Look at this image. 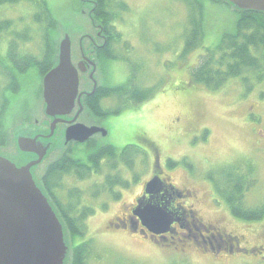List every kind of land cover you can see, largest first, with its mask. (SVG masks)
<instances>
[{
	"label": "rangeland",
	"instance_id": "374dc122",
	"mask_svg": "<svg viewBox=\"0 0 264 264\" xmlns=\"http://www.w3.org/2000/svg\"><path fill=\"white\" fill-rule=\"evenodd\" d=\"M47 2L57 23L49 32L56 55L58 42L64 33H69L74 42L72 58L76 63L80 55V37L88 33L96 37L99 31L89 17L90 10L94 13L97 8L96 1ZM119 2L127 9L120 8ZM202 3L203 41L193 52L184 55L189 10L183 0L112 1L118 15L113 14L111 24L114 27L110 30L120 34V38L112 43L113 46L110 43L112 56L97 50V79L110 88L123 86L128 90L134 85V94L148 88L150 96L137 103L116 95L103 100L102 108L118 110L101 122L108 131L105 140L116 147L119 156L125 150L126 160L119 161V156L114 161L102 159L99 172L91 169L89 175L85 171L78 174L69 170L53 179V199L68 216L75 217L76 225L85 231L83 237H75V244L85 241V246L87 242L90 252L87 264H264V252L232 255L223 251L213 259L211 251L209 254L192 249L185 255L174 253V246L166 248L126 232L108 229L104 233L107 221L140 193L156 166L152 159L155 156L171 183L196 192V198L188 204L194 205L202 222L214 225L218 230L217 238L233 236L238 237L242 247H264V218L250 221L235 217L210 179L229 168L233 171L242 168L240 173L252 171L255 182L245 193V206L255 208L264 203V81H257L250 75L248 85L235 78L218 90L190 81L191 67L198 63L208 47L218 44L225 33L236 29L239 16L226 2L203 0ZM37 12L36 4L28 1L0 5V21L15 22L11 30L18 34L28 30L29 40L23 44L24 50L39 59L46 42V26L35 22ZM102 34L105 35L104 29ZM7 36L8 40L10 35ZM98 40L102 41V37ZM84 43L89 46L88 39L85 38ZM40 79L39 73L32 78L25 75L10 98L3 114L9 131L5 148L8 152L15 148L12 131L16 125L24 124V127L36 121L43 125L47 119ZM8 81L1 79L0 85L5 82L2 88L12 90ZM248 87L252 90L248 91ZM9 96L10 92L0 90V102ZM17 134L32 133L17 130ZM100 137L87 141L96 139L97 144ZM83 143L69 144L68 149L71 153L74 151L73 154L82 152L86 145ZM98 147L99 144L95 146ZM57 156V152L51 154L37 170L41 179L46 174V165ZM115 180L118 184L108 186V182ZM99 206L106 210L101 213ZM94 211L98 212L95 216L92 215ZM70 241L73 245L72 238Z\"/></svg>",
	"mask_w": 264,
	"mask_h": 264
},
{
	"label": "trees",
	"instance_id": "16d2710c",
	"mask_svg": "<svg viewBox=\"0 0 264 264\" xmlns=\"http://www.w3.org/2000/svg\"><path fill=\"white\" fill-rule=\"evenodd\" d=\"M20 1H28L36 4L38 12L34 15L35 22L39 25L44 24L46 26V42L44 44L42 56L36 59V57L24 50L25 46L23 44L29 40V31L26 30L23 34L15 33L11 30L15 22L10 20L0 21V81L1 79H7L12 85V90L7 87L4 89L2 86H5L6 83L3 82L5 83L3 84L1 82L0 90H5L10 92V94L19 89L20 81L33 67H36L40 75L43 76L51 69L56 61V47L50 40L48 31L49 29L55 28V24L57 23L48 7L47 0H0V5L15 4ZM95 1L97 8L93 16L103 25L105 34L109 36V42L104 49V55L112 56L113 50L110 49V43L118 42L120 34L117 35L110 30L113 26L111 20L114 19L113 14L115 17L118 15V11L114 10V7L111 5L113 0ZM183 1L189 10V28H186L185 47L183 51V54L187 55L201 45L205 35V19L203 0ZM124 5L125 4L122 2L118 4L120 8L127 9ZM237 12L239 16L236 29L233 32L225 33L218 44L208 47L206 52L200 56L198 63L191 67L190 81L192 83H200L209 89L218 90L230 79L235 78L241 79L242 82L247 85L251 77H255L256 80L260 82L264 81V13L241 10H237ZM8 34L10 38L7 40ZM3 44H6V46L4 47ZM4 52H7L6 55H3ZM250 75L252 76L250 77ZM105 87L106 86H104L99 91L98 96L89 103L94 113L100 116H107L115 111L117 113L118 110L113 111L110 109L106 110L102 107L98 108L95 105L97 104L98 97L106 98L116 95L120 99L127 98L128 101L137 103L142 102V100L150 96L148 88H142L134 94V85H131L128 90L123 86L115 88H110L109 86ZM247 89L251 91L252 87H248ZM151 95L153 97L152 92ZM7 98L8 99L5 101L3 97L2 103L0 102V146H5L9 140V131L6 130L4 122L1 119L8 105L9 97ZM98 144L99 147L95 148ZM117 151L115 146L108 144L102 145L99 142L96 144L93 142L82 151L83 154H86L87 160L86 157H78L72 160L65 159L56 165H49L47 173L43 177L46 191L53 197V179L69 170H75L78 174H80L81 171H85L88 172L89 175H91V169H95L99 172L98 170L101 169V160L104 159L106 162L116 160L119 156ZM78 152L81 151H76L75 153ZM121 153L119 161L122 159L126 160V151L124 150ZM87 163H89V165ZM114 166H116V164L111 167L114 168ZM240 170H242V168L235 171H233V168H229L215 175L218 176L217 178L211 176L210 179L215 182L217 193L224 199L235 217L250 221L262 220L264 218V203L255 208H247L245 206V193L250 187H253V183L255 182L254 174L252 171L240 173ZM106 178L110 177L107 176ZM116 184H118L117 180L108 182V186L111 187ZM56 203L68 221L66 225L72 234L73 244L75 245L71 264H87L90 253L87 249V242L85 246V241L84 244H82V242L75 244V237H83L85 231L79 228L75 222L67 218L69 217L68 212L64 209L63 211L57 201Z\"/></svg>",
	"mask_w": 264,
	"mask_h": 264
},
{
	"label": "water",
	"instance_id": "95a60500",
	"mask_svg": "<svg viewBox=\"0 0 264 264\" xmlns=\"http://www.w3.org/2000/svg\"><path fill=\"white\" fill-rule=\"evenodd\" d=\"M215 1L226 2L236 10L264 13V0ZM93 15V10H90L89 17L99 31L96 37L89 33L80 37V51L91 49L93 41L96 42L99 37L107 40L102 34L103 25ZM85 38L89 41L88 47L84 43ZM73 44L70 34L64 33L58 42L55 64L43 78V111L46 118L52 121L43 122V125L35 122L26 123L28 125L24 127V124L16 125L12 131L14 151L8 152L6 147H0V264L72 263L68 227L49 197L37 170L45 164L55 147L63 146L64 141L83 143L98 133L102 132L103 136L108 134L102 126L76 122L62 132L61 140L56 139L57 125L67 121L66 117L76 104L80 107L79 111L83 109L79 93V72L86 69L87 61L82 60L78 66L74 65ZM87 60L96 67V58L90 57ZM97 86L98 80L94 78V90ZM17 130L24 133L31 131L32 134L16 135ZM33 131L37 132L33 135ZM161 185V179L154 177L146 184L145 191L152 195L161 190ZM136 215L155 234L170 231L174 222L171 212L153 203L138 206Z\"/></svg>",
	"mask_w": 264,
	"mask_h": 264
},
{
	"label": "flooded vegetation",
	"instance_id": "af4514ba",
	"mask_svg": "<svg viewBox=\"0 0 264 264\" xmlns=\"http://www.w3.org/2000/svg\"><path fill=\"white\" fill-rule=\"evenodd\" d=\"M85 2H87V0H85ZM108 42H109L108 40L104 41L103 37H102V41L100 40H97L96 42L93 41L94 45L91 46L92 50L89 48L86 51L84 49L83 50L81 49L77 62L76 63L74 62V65L78 66V63L80 61L82 60L87 61V63L85 64L86 69L84 71H80V74H79L80 75L79 93H81V102L83 105V109L79 111L80 107L78 104H76L72 112L68 115V117H66L67 121L60 122L57 125L56 127V131L58 129V133L56 137L57 140H61L63 137L62 132L65 131L66 128H68L70 125L76 122H81L84 124L87 123L89 126L104 127V125L101 122L104 119V117H107L109 115L107 116L97 115L91 109L89 103L91 102V100H93L95 97L98 96L99 91L104 87V85H101L98 81V86L94 90V78L97 79L96 73H97V69L99 65L98 58H96L97 56L96 52L97 50H99V52H101L100 50H104L107 47ZM90 57H94L97 60L95 68L93 65H90V63L87 60V58L89 59ZM27 74L30 78H32L36 74L38 75V71L36 70V67H33L29 72L26 73V75ZM5 99H8V98H5ZM104 99L105 98L103 97H100V98L98 97L97 104L95 105L98 108L103 107ZM46 121L51 122L52 119L47 118L43 122H46ZM38 122L39 121H36V124ZM98 135H101V137L98 138V142L101 143L102 145L103 144L107 145L108 142L107 140H105L107 136H103L101 132V133L94 135L93 137H96ZM95 140L96 139H92V140L87 141V143H83V144H86L85 149L86 147H89V144H92L93 142H95ZM69 144L80 145L82 143L77 142V141H70L66 143L64 141L63 146H59L57 148L55 147L53 149L52 154H54V152H57L58 156L56 159L53 158L52 161H50L49 165H56L57 163L62 162L65 159L72 160L76 156L77 158L86 157V154L85 153L83 154L82 152L73 154V151H72L71 153V150L68 149ZM145 146L149 147L148 145H145ZM0 147L5 148V146H0ZM152 159H153V164H156V166L154 165V167L152 168L151 175L149 176V179L143 184L140 193L135 195L133 201L128 203V206L124 207V209L119 214L113 215L111 219L107 221V225L105 227L106 230L104 231V233L108 229H113L115 230V232H126L127 234L132 235V236L136 235V236H139L140 238H146L148 239L149 242L150 241L154 242L166 248H171V246H174L173 248L174 253H180V254H185V255H187L186 254L187 251L192 250V249L196 251H202L205 253H209L211 251V253H213V256H212L213 259L215 255L223 251L229 254H232V255L233 254L235 255L236 253L250 254L253 252V254H258V253L260 254L264 252V247H261V246L252 247L250 249L246 247H242L239 242L238 237L236 238V237L230 236L229 238H224L223 236V237L217 238L216 236H217L218 230L214 227V225L210 223L202 222L201 218L196 215V210L194 208V205L188 204V202L191 199L196 198V192H191L188 189L178 188L174 183H171L169 175L165 174V172L163 171L164 169H161L160 160H158V158L156 159L155 156H153ZM86 160H87V157H86ZM103 162L104 161L102 160L101 163ZM87 164L89 165V163ZM45 172L47 173V170ZM154 177H159L161 179L162 181L161 190L152 195H149L146 193L145 187L148 181H150ZM114 199L115 198H113V200ZM53 200L56 203V200L55 199ZM148 203L160 205L173 214L174 222L172 223L170 227V231L163 233V234H155L142 224V220L140 219L138 215H136V211H137L138 206L140 205L144 206ZM99 208L101 207L99 206ZM101 209L99 211H101L102 213L105 207ZM58 210L60 211L65 223H67L68 221L66 217L63 215V213L61 212V210L59 209V207H58ZM97 214L98 212L96 211L92 213L93 216ZM67 218H69L70 220L74 222L73 219L75 217L73 218L69 216Z\"/></svg>",
	"mask_w": 264,
	"mask_h": 264
}]
</instances>
